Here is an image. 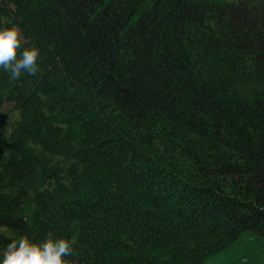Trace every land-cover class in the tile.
Segmentation results:
<instances>
[{
	"label": "trees",
	"instance_id": "obj_1",
	"mask_svg": "<svg viewBox=\"0 0 264 264\" xmlns=\"http://www.w3.org/2000/svg\"><path fill=\"white\" fill-rule=\"evenodd\" d=\"M12 23L40 58L0 69V256L49 233L67 264L264 247V0H0Z\"/></svg>",
	"mask_w": 264,
	"mask_h": 264
},
{
	"label": "clouds",
	"instance_id": "obj_2",
	"mask_svg": "<svg viewBox=\"0 0 264 264\" xmlns=\"http://www.w3.org/2000/svg\"><path fill=\"white\" fill-rule=\"evenodd\" d=\"M40 49L28 41L14 23L0 26V69L17 80L23 73L35 75L39 71ZM73 252V244L66 238L49 233L37 241L27 236L13 239L0 256V264H67L65 257Z\"/></svg>",
	"mask_w": 264,
	"mask_h": 264
},
{
	"label": "rangeland",
	"instance_id": "obj_3",
	"mask_svg": "<svg viewBox=\"0 0 264 264\" xmlns=\"http://www.w3.org/2000/svg\"><path fill=\"white\" fill-rule=\"evenodd\" d=\"M231 246L232 247L230 246L226 247V249L230 247V249L226 253L223 252L224 250H226L224 249L212 256H206L203 260V264H223L221 260L230 258L231 257L230 254H234L235 252L241 254V250H243L244 247H247L250 250H252L253 247L255 251H263L264 253V247L261 244L254 245L252 244V242H248V241L246 244L243 242V246L241 243L238 245H231Z\"/></svg>",
	"mask_w": 264,
	"mask_h": 264
}]
</instances>
